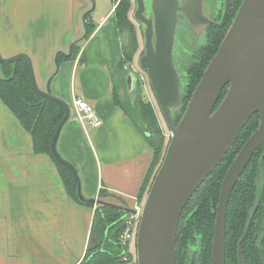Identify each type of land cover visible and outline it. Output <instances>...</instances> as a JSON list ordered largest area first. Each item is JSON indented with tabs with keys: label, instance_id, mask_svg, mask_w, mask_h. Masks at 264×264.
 <instances>
[{
	"label": "crops",
	"instance_id": "obj_1",
	"mask_svg": "<svg viewBox=\"0 0 264 264\" xmlns=\"http://www.w3.org/2000/svg\"><path fill=\"white\" fill-rule=\"evenodd\" d=\"M114 8L113 0H0V54H27L37 86L48 84L67 103L56 148L77 170L82 196L118 203L115 194L132 208L144 203L148 188L137 195L152 149L124 104L135 92L134 72L118 86L125 43ZM87 11L92 31L84 38ZM73 43L76 57L57 65V53ZM75 97L93 107L99 126L78 120ZM94 209L66 194L51 158L33 151L30 134L0 100V264H85Z\"/></svg>",
	"mask_w": 264,
	"mask_h": 264
},
{
	"label": "water",
	"instance_id": "obj_2",
	"mask_svg": "<svg viewBox=\"0 0 264 264\" xmlns=\"http://www.w3.org/2000/svg\"><path fill=\"white\" fill-rule=\"evenodd\" d=\"M134 17L144 25V53L139 59L148 73L151 88L171 135L161 164L149 185L135 238L136 264H175L180 218L196 190L222 162L252 115L258 113L256 130L243 143L228 167L220 188L214 223L211 264H225V220L227 205L237 180L253 154L264 145V0H242L216 53L208 62L186 108L175 123L173 110L181 105L180 78L173 62V45L180 12L192 25L202 18V0H150L145 15V0H135ZM232 0H225L217 26H223ZM208 21L202 25L204 28ZM196 28V27H195ZM26 61L34 90L64 107L51 141V152L58 163L67 167L75 181L77 200L84 205H106L128 213L135 211L115 195L118 203L97 197L85 198L75 167L62 158L56 148L63 124L70 115L65 101L54 96L47 84L37 86L29 56L18 53L0 61ZM136 77V83H137ZM226 94L217 105L223 90ZM133 89V88H131ZM256 203L247 228L239 242L238 262L243 264L242 243L253 222Z\"/></svg>",
	"mask_w": 264,
	"mask_h": 264
},
{
	"label": "trees",
	"instance_id": "obj_3",
	"mask_svg": "<svg viewBox=\"0 0 264 264\" xmlns=\"http://www.w3.org/2000/svg\"><path fill=\"white\" fill-rule=\"evenodd\" d=\"M241 1L233 0L231 14L224 26L211 25L205 31L204 42L198 51L197 58L190 62L186 69L185 82L181 88V105L179 109L173 110L175 123L182 116L195 86L208 62L216 53ZM128 8L129 0H119L114 8L116 26L120 33L127 35L128 40V43L123 46L122 57L117 66L121 73L130 70L127 63L131 61L137 47L134 27L127 17ZM89 13L90 11H87L84 14L87 28L84 38L88 37L92 31L91 25L86 20ZM78 50L76 43H73L69 53H57L56 64L58 65L63 60L74 59ZM79 60L83 63L82 58ZM135 93L138 119L135 120L134 117L132 119L152 149V158L137 195V199L140 200L147 190L154 168L158 164L163 137L162 133L157 130L159 128L154 125L155 117L151 104L140 99L141 91L138 80ZM225 94L226 88L217 105ZM0 100L30 134L33 151L38 154H46L51 158L66 194L73 201L81 204L76 198L75 181L70 170L58 163L51 152L52 137L59 121L64 116V107L34 90L24 59L19 58L12 62L0 61ZM259 122L258 113L251 116L233 147L185 206L177 231L175 264H211L213 230L222 179L243 143L256 130ZM260 172L263 173V182L258 185ZM102 194L104 192L100 191V195ZM258 199L260 202L255 222L243 247L244 264H261L260 250L255 243L259 219L264 214V145L253 155L231 191L225 220V264H237V244L245 231L250 214ZM84 206L95 208L90 226L89 242L83 259L85 264H127L128 261L124 260V255L128 256V260L131 259L128 246L119 243V235L125 228L123 218L126 212L106 205L89 204Z\"/></svg>",
	"mask_w": 264,
	"mask_h": 264
},
{
	"label": "rangeland",
	"instance_id": "obj_4",
	"mask_svg": "<svg viewBox=\"0 0 264 264\" xmlns=\"http://www.w3.org/2000/svg\"><path fill=\"white\" fill-rule=\"evenodd\" d=\"M114 1L115 0H113V2ZM145 3L147 7H149L150 0H146ZM223 5H224V0H205L204 12L206 15L213 16L214 12L216 14L218 13L219 10H223V7H224ZM135 10H136V1L129 0V8L127 11V17L131 21L134 27L137 47L131 58V61L127 64H128V67H130V70L133 71L135 76L138 78L137 80L139 82L140 91H141L140 99L142 101H145L151 104L152 112L155 117L154 125H156L159 128L157 130L160 133H162V137H163L162 151L158 159V164H156L153 174H152V179H153L154 174L156 170L158 169L159 165L161 164L162 159L164 157L165 149L170 139L171 132L167 126V123L164 119L162 111L159 107V104L156 100L154 92L151 88L147 70L141 67L139 63V59L144 53V25H142L138 20L135 19L134 17ZM149 12H150V9L149 10L147 9V11L145 12V15L148 16ZM190 32H192L191 35H190ZM122 34L124 35L123 37L124 43L127 44L128 43L127 35L124 33ZM204 36L205 35H204L203 27L197 29L196 33H193V31H190L189 28L184 23H182V21H180L179 19V22L177 24L176 31H175V40H174V46H173V62L179 74L180 90L182 88V85H184V82H185L187 66L189 65L190 62L196 60L198 51L204 42V38H205ZM121 57H122V53H121ZM70 60H73V59H70ZM63 61H67V60H63ZM133 86L134 84L132 83V87ZM135 97H136V93L134 92L133 97H132L133 106H131L130 104H132V101L129 102V99H127L126 102L124 103V99L119 95V99L122 100L123 103L126 105V107L129 110V113L135 118V120H137L138 112L136 109V101H135L136 98ZM179 119L177 120L179 121ZM131 255L134 258V260L132 261V259H130L127 264L136 263V250L134 254L131 253Z\"/></svg>",
	"mask_w": 264,
	"mask_h": 264
},
{
	"label": "built area",
	"instance_id": "obj_5",
	"mask_svg": "<svg viewBox=\"0 0 264 264\" xmlns=\"http://www.w3.org/2000/svg\"><path fill=\"white\" fill-rule=\"evenodd\" d=\"M119 2V0L114 1V7ZM72 105L77 113V118L82 124H86L89 127H97L101 124V120L97 116L95 110L93 107L85 102L80 97H75L72 100ZM142 207L143 205H134L133 210L135 213H126L124 216V222H125V228L119 235V243L128 246V252L131 255V252L129 251V245L135 244V238L136 233L138 230V224L140 220V216L142 213ZM132 261L134 258L132 255L130 256ZM124 260H128V256L124 255Z\"/></svg>",
	"mask_w": 264,
	"mask_h": 264
},
{
	"label": "flooded vegetation",
	"instance_id": "obj_6",
	"mask_svg": "<svg viewBox=\"0 0 264 264\" xmlns=\"http://www.w3.org/2000/svg\"><path fill=\"white\" fill-rule=\"evenodd\" d=\"M146 1V0H145ZM179 1V5H182L183 3H184V1L185 0H178ZM202 2V13H203V16H205L207 19H209L210 21H208V20H206L205 18H202V20H201V22H199L198 24H196V26H192L188 21H187V19L183 16V14H181L180 12L178 13V15H177V24H178V22H179V19H180V21H182V23H184L188 28H189V30L190 31H193V33H196V31H197V29H199V28H201L202 27V25H203V23L205 22V21H208V23H207V25H205L204 26V35H205V31L207 30V28L209 27V26H211V25H215L213 22H215V23H219L220 21H221V19H222V15H223V12H224V7H223V10H219L218 11V13H216L215 14V12H214V14H213V16H209V15H206L205 14V12H204V5H205V0H202L201 1ZM224 3H225V0H224ZM149 6H150V4H149ZM224 6V5H223ZM232 7H233V0H232V5H231V10H232ZM147 9L149 10V7H147V5H146V11H147ZM231 10H230V12H229V15H228V18H227V20H226V22H225V24L227 23V21H228V19H229V16H230V14H231ZM145 11V12H146ZM149 14H150V12H149ZM233 20V19H232ZM232 22V21H231ZM177 24H176V27H177ZM224 24V25H225ZM231 24V23H230ZM223 25V26H224ZM217 26V25H216ZM196 27V28H195ZM221 27V26H220ZM192 34V32H190V35ZM195 35V34H194ZM174 40H175V36H174ZM174 46V45H173ZM121 74V75H120ZM117 76L119 77V82H118V86H123L124 84H125V81H124V79L121 77V76H123V73H121V71L119 70L118 71V73H117ZM120 83V84H119ZM263 146V145H262ZM261 146V147H262ZM260 150V149H259ZM258 151V150H257ZM256 151V152H257ZM255 152V153H256ZM254 153V154H255ZM253 154V155H254ZM253 157V156H252ZM252 159V158H251ZM247 167V166H246ZM245 170V169H244ZM244 172V171H243ZM243 174V173H242ZM262 176H263V173L262 172H260V177H259V183H258V185L259 184H262V182H263V180H262ZM240 178V177H239ZM238 181V180H237ZM257 202H260V200L258 199L257 200ZM256 202V203H257ZM256 205V204H255ZM259 205V204H258ZM254 208H255V206H254ZM253 208V209H254ZM258 208V207H257ZM252 212H253V210H252ZM256 212H257V210H256ZM256 212H255V215H254V218H253V222H252V224H251V226H250V229H249V232H248V234H247V236H246V238H245V240H244V242L242 243V260H243V247H244V243H245V241H246V239L248 238V235H249V233H250V230H251V228H252V225L254 224V222H255V216H256ZM251 215H252V213L250 214V217H251ZM250 217H249V220H250ZM249 220H248V223H249ZM248 223H247V225H248ZM247 225H246V228H247ZM246 228H245V230H246ZM245 232V231H244ZM257 239H256V243H255V245H256V247L260 250L259 251V254H260V261H261V264H264V214L261 216V218L259 219V228H258V230H257ZM244 234V233H243ZM243 236V235H242ZM242 236H241V238H242ZM241 238L239 239V241H238V244H237V264H239V262H238V246H239V242H240V240H241ZM243 264H244V260H243Z\"/></svg>",
	"mask_w": 264,
	"mask_h": 264
},
{
	"label": "bare ground",
	"instance_id": "obj_7",
	"mask_svg": "<svg viewBox=\"0 0 264 264\" xmlns=\"http://www.w3.org/2000/svg\"><path fill=\"white\" fill-rule=\"evenodd\" d=\"M132 209H133V207H132ZM126 213H128V212H126Z\"/></svg>",
	"mask_w": 264,
	"mask_h": 264
}]
</instances>
